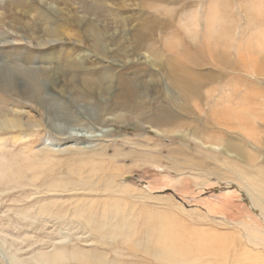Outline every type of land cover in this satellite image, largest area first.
Returning a JSON list of instances; mask_svg holds the SVG:
<instances>
[{
	"label": "rangeland",
	"instance_id": "1",
	"mask_svg": "<svg viewBox=\"0 0 264 264\" xmlns=\"http://www.w3.org/2000/svg\"><path fill=\"white\" fill-rule=\"evenodd\" d=\"M99 3L0 0V264H264V0Z\"/></svg>",
	"mask_w": 264,
	"mask_h": 264
},
{
	"label": "bare ground",
	"instance_id": "2",
	"mask_svg": "<svg viewBox=\"0 0 264 264\" xmlns=\"http://www.w3.org/2000/svg\"><path fill=\"white\" fill-rule=\"evenodd\" d=\"M19 1H21V0H19ZM23 1H25V0H23ZM29 2H30V0H28ZM55 1H61V0H55ZM62 1H66V0H62ZM96 4L98 3V7L100 6V3H99V0H93ZM16 3V1H9V4H11V6L13 5V4H15ZM29 5V4H28ZM27 5V6H28ZM30 6V5H29ZM35 6H37V5H35ZM94 6H95V4H94ZM262 6V4L260 5V7ZM24 7H26V6H24ZM27 8V7H26ZM28 9V8H27ZM31 9H33V8H31ZM30 9V10H31ZM34 9H36V8H34ZM88 9V8H87ZM96 10H98V9H96ZM257 10H259L258 9V7H257ZM69 12V11H68ZM70 14V13H69ZM263 15H264V13H262ZM103 15V14H102ZM47 16H48V14H47ZM47 16H44V17H47ZM50 17V16H49ZM73 17V16H72ZM258 17V16H257ZM49 19V18H48ZM51 19V18H50ZM49 19V20H50ZM72 19V18H71ZM75 19V18H74ZM249 19L250 20H253V19H251L250 18V16H249ZM64 20H66L67 21V19H64ZM73 20V19H72ZM39 21V20H38ZM42 21L44 22V23H46L47 24V22H48V20L46 19V18H42ZM57 22L58 21H60V20H56ZM55 22V21H54ZM63 22V21H62ZM81 22V21H80ZM91 22L92 21H89V23L91 24ZM49 23H51V22H49ZM53 23V22H52ZM56 23V22H55ZM65 23V22H64ZM88 23V22H87ZM86 23V24H87ZM56 24H58V23H56ZM84 24V23H83ZM50 25V24H49ZM60 25V24H59ZM59 25H57V26H59ZM91 25H93V24H91ZM32 26V25H31ZM40 26V25H39ZM57 26H52V25H50L49 27H46V25L44 26V27H42L41 29H42V32H43V34H45V32H46V34H49L50 36L51 35H54V36H58L59 35V29H57ZM62 26V25H61ZM88 26V25H87ZM89 27V26H88ZM40 28V27H39ZM85 28V27H84ZM83 28V29H84ZM87 29V28H86ZM263 31V30H262ZM94 32H96V30L94 31ZM106 32V31H105ZM108 32V31H107ZM135 32V31H134ZM263 33V32H262ZM45 34V35H46ZM136 36L138 37V36H140L141 34H142V31H139V30H137L136 31ZM134 34V35H135ZM133 35V34H132ZM148 35V34H147ZM94 37V36H93ZM95 37H96V41H98V35L95 33ZM101 37V36H100ZM146 37H148V36H146ZM149 37H150V35H149ZM262 37V36H261ZM264 37V36H263ZM143 38V37H142ZM146 39V38H145ZM264 39V38H263ZM139 40V39H138ZM148 41V40H147ZM263 41V40H262ZM143 42V41H142ZM141 42V43H142ZM144 43V42H143ZM96 44V43H95ZM134 44V43H133ZM260 44V43H259ZM145 44H143V46H144ZM263 45V44H262ZM125 46V45H124ZM264 46V45H263ZM99 47V46H98ZM123 47V46H122ZM126 47V46H125ZM145 47V46H144ZM140 48V47H139ZM141 48H143V47H141ZM259 48H260V45H259ZM264 48V47H263ZM261 50H262V48H260ZM263 51V50H262ZM51 59V58H50ZM259 65L260 66H264V57H262V59H259ZM175 67V66H174ZM60 69V68H59ZM51 70L52 72H51V74H50V77L48 78L49 79V81H50V85H51V87H54V86H56L59 82H56V78L57 77H59V78H61L62 79V81H63V75L65 74V72L64 73H62V75H61V73H60V70ZM63 72V71H62ZM46 73H48V72H46ZM263 75H264V73H262ZM48 75V74H47ZM46 76V75H45ZM46 79V78H45ZM179 80H181V79H179ZM40 81V80H39ZM100 81V80H99ZM75 82V81H74ZM33 84H34V89H33V92H35V90H36V93H37V88H38V83L39 82H32ZM178 84V83H177ZM188 84V83H187ZM180 85H181V83H180ZM192 85V84H191ZM58 86V85H57ZM182 86V85H181ZM31 87H32V85H31ZM41 87V86H40ZM193 87V86H192ZM190 88V87H189ZM31 89V88H30ZM190 89H192V88H190ZM199 89V87H197V89H194V92L196 93V90H198ZM40 91V90H39ZM190 91H192V90H190ZM185 92V91H184ZM187 92V91H186ZM190 93H192V92H190ZM190 93H188V94H190ZM187 94V95H188ZM197 94V93H196ZM30 95H32V94H30ZM29 95V96H30ZM183 95V94H182ZM197 96H198V94H197ZM33 97H36V96H33ZM185 97V96H184ZM189 97V96H188ZM186 98V97H185ZM198 98H199V96H198ZM138 102V101H137ZM10 113V112H9ZM5 115V114H4ZM8 115V114H7ZM10 115V114H9ZM3 118V117H2ZM222 118H224V117H222ZM9 119H11L10 117H9ZM215 120V119H214ZM221 120V119H220ZM219 120V121H220ZM1 121V120H0ZM16 121V120H15ZM223 121H225V120H223ZM12 122V121H11ZM17 122H18V120H17ZM3 123H8V121H4ZM3 123L1 124L2 125V127H3ZM13 123V122H12ZM14 124V123H13ZM219 124V123H218ZM224 124V123H223ZM7 125V124H6ZM226 125H228V124H226ZM11 126H12V124H11ZM23 126V125H22ZM14 127V126H13ZM227 127V126H226ZM4 128H6V127H4ZM231 128V127H230ZM229 128V129H230ZM3 129V128H2ZM1 129V130H2ZM16 129V128H15ZM226 130H228V127L226 128ZM2 131H5V130H2ZM228 149H232V150H234V152L236 151L237 153H240L241 152V148H238V147H236L235 145H233V144H228ZM244 151V150H243ZM235 152V153H236ZM241 153H243V152H241ZM9 174V173H8ZM1 176V175H0ZM248 185V184H250V186H255V187H258V188H260V189H264V170H260L257 174H256V178H248L247 180H246V183H242V185ZM164 233H166V231H163V230H161V231H159V234L160 235H163ZM212 240V239H211ZM225 244V243H224ZM194 247V246H193ZM193 247H191L190 246V243H188V242H185V241H182V247L181 246H178V247H173V250H174V259H175V264H182L181 262H179V261H177L176 260V257H177V253H178V251L179 250H182L183 249V251L184 252H186V253H190L192 250H194V248ZM203 246H200L199 248H202ZM206 248L208 249L204 254H202V256H204V255H211V250H216L215 251V253H216V256H217V262H216V264H261V263H258L257 261H255L252 257H251V249L250 248H248V245H246V246H242V249L243 250H240L238 253H237V255L235 256L234 254H232V255H228V251H229V248H226V247H223V246H221V247H219L218 249L214 246V245H212V244H209V245H206ZM162 254L161 253H157L156 254V256H155V259L156 260H158V261H163V264H165L166 263V261H168V260H170L171 259V254L170 253H167L168 252V246L166 245V244H162ZM195 249H197V248H195ZM59 256V255H58ZM46 256H43V258H45ZM210 259V258H209ZM54 260H57V259H54ZM257 262V263H256ZM200 264H202L201 262H199Z\"/></svg>",
	"mask_w": 264,
	"mask_h": 264
}]
</instances>
